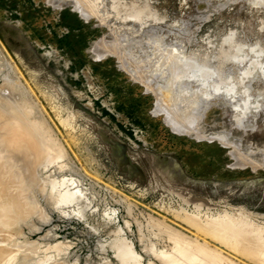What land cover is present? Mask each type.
I'll return each mask as SVG.
<instances>
[{
    "label": "rangeland",
    "instance_id": "1",
    "mask_svg": "<svg viewBox=\"0 0 264 264\" xmlns=\"http://www.w3.org/2000/svg\"><path fill=\"white\" fill-rule=\"evenodd\" d=\"M57 1L0 0V92L62 147L40 169L61 181L57 199L51 183L47 196L23 176L11 178L9 193L0 185V264H163L183 215L264 230V1L97 0L89 17L73 0ZM104 42L111 52L96 53ZM117 42L132 44L115 53ZM168 53L213 74L174 86ZM170 106L194 128L175 126ZM1 127L0 159L22 174L38 162L35 140L19 132L10 144ZM67 190L78 200L64 198Z\"/></svg>",
    "mask_w": 264,
    "mask_h": 264
},
{
    "label": "bare ground",
    "instance_id": "2",
    "mask_svg": "<svg viewBox=\"0 0 264 264\" xmlns=\"http://www.w3.org/2000/svg\"><path fill=\"white\" fill-rule=\"evenodd\" d=\"M50 2L49 3H53V4H56V2H58L57 0H49ZM74 1V3H76L77 5H75V7H78V9L80 10V13H81V15H83V17L84 16H86L87 14H89L90 15V13H92L93 12V10H95V8H96V5H97V0H73ZM103 2H104V0H102ZM262 1H264V0H262ZM102 2V3H103ZM105 4V3H104ZM103 7H105V5H103ZM97 10H98V8H97ZM105 11V10H104ZM141 11V10H140ZM95 12V11H94ZM103 12V11H102ZM144 12V11H143ZM97 13V12H96ZM104 13V12H103ZM99 14V13H98ZM98 14H95V15H98ZM89 15H87L88 17H89ZM104 15H106V12H105V14ZM98 17V16H97ZM86 19H88V18H86ZM106 20V19H105ZM120 32V31H119ZM119 37L121 38V39H123V36H120L119 35ZM114 38H116V37H114ZM117 38H118V36H117ZM120 38H118L116 41H118ZM154 38V37H153ZM148 39V38H147ZM150 39V38H149ZM114 40V39H113ZM115 41V42H116ZM119 41H122V40H119ZM123 41H127V40H125V39H123ZM122 41V42H123ZM131 41V40H130ZM130 41H128V42H130ZM149 41V40H148ZM152 41V40H151ZM114 42V41H113ZM112 42V43H113ZM114 42V43H115ZM121 42V44H119L120 42H117L118 43V45H117V43L115 44V50H117V51H115V53L116 52H119V51H123V49H125L127 46H131V44L129 43V45L127 44H125V43H122ZM127 42V43H128ZM156 42V41H155ZM105 44V42L103 43V45ZM109 44H111V43H109ZM98 45V44H97ZM101 44H99V46H100ZM103 45L102 46H100L101 48L98 50V49H96L97 51H96V53L99 51V52H101V53H104L105 51H107V47L108 46H105L104 45V47H103ZM114 45V44H113ZM158 45V44H157ZM160 45V44H159ZM112 46V45H111ZM160 46H162V45H160ZM168 46V45H167ZM173 47H174V45H172ZM106 47V48H105ZM113 47V46H112ZM173 47H172V50H173ZM175 47H176V45H175ZM174 47V48H175ZM98 48V47H97ZM109 49H110V52H111V50H112V48H110V47H108ZM128 48H130V47H128ZM127 48V49H128ZM161 48V47H160ZM167 48V47H166ZM171 48V46L169 47V49ZM179 48V47H178ZM168 49V48H167ZM167 49H165V50H167ZM168 49V50H169ZM175 49H177V47L175 48ZM161 50V49H160ZM159 50V51H160ZM171 50V49H170ZM178 50V49H177ZM177 50H174V51H177ZM180 50V49H179ZM182 50V49H181ZM162 51H163V48H162ZM240 51V50H239ZM113 52V51H112ZM158 52V51H157ZM167 52V51H166ZM169 52V51H168ZM178 52V51H177ZM100 53V54H101ZM108 53V52H107ZM128 53V52H127ZM126 53V54H127ZM176 53V52H175ZM174 53V54H175ZM179 53H180V51H179ZM243 53V52H242ZM125 54V55H126ZM166 54V53H165ZM173 54V56H171V54L170 53H168V55H170V56H168V57H166V55H165V57L163 56V58H165V61H164V59H161V58H159V61H160V59L161 60H163L165 63L164 64H166L167 66H166V68H168V73H170L168 76V81L167 82H174V83H172V85H174L175 86V83H176V81L177 82H179V80H182L183 78L185 79V77L186 76H192L191 78L193 79V77H195V76H198V75H201V76H210L211 74H213V71L214 70H212L211 68H210V66H206V65H202L201 64V62H198L199 60L198 59H196V60H198L197 62L194 60V58L192 59L191 57V59H189L188 57V59L186 58V56L184 57V56H177V55H174ZM185 54V53H184ZM98 55V54H97ZM101 55H103V54H101ZM101 55H98V56H101ZM118 56H119V54H117ZM130 55V54H129ZM162 55H163V53H162ZM243 55V54H242ZM121 56V55H120ZM233 56V55H232ZM159 57H162V56H160V54H159ZM183 57V58H182ZM240 57V56H239ZM122 59H123V57H122ZM135 60V59H134ZM124 61V60H123ZM204 61V60H203ZM208 61V60H207ZM209 62V61H208ZM200 63V64H199ZM203 63H205V61L203 62ZM212 63V62H211ZM254 63H256V62H254ZM254 63H253V65H254ZM162 64H163V62H162ZM139 65V64H138ZM252 65V64H251ZM131 66V65H130ZM218 67H220V66H218ZM138 68H143V67H138ZM137 69V68H136ZM215 69V68H214ZM219 69V68H218ZM136 72H137V70H136ZM138 72H139V70H138ZM142 72H143V69H142ZM153 72V71H152ZM167 73V72H166ZM141 74V73H140ZM156 75V74H155ZM160 75V74H159ZM157 76V75H156ZM222 77H224V76H222ZM221 77V78H222ZM187 78V77H186ZM198 78V77H197ZM196 78V79H197ZM215 78V77H214ZM213 78V79H214ZM216 78H217V76H216ZM164 79V78H163ZM162 79V80H163ZM188 79V78H187ZM201 79V78H200ZM205 79V78H204ZM160 80V79H159ZM170 80V81H169ZM195 80V79H194ZM193 80V81H194ZM217 80V79H216ZM189 81V80H188ZM205 81V80H204ZM203 81V82H204ZM211 81H213V80H211ZM153 82V81H152ZM180 82H182V81H180ZM192 81H190V83H191ZM196 82V81H195ZM202 82V83H203ZM207 82V81H206ZM161 83V82H160ZM166 83V82H165ZM183 83V82H182ZM188 83V82H187ZM187 83H185V84H187ZM199 83V82H198ZM216 83H217V81H216ZM155 84H156V82H155ZM161 84H163V83H161ZM203 84H205V83H203ZM209 84H210V80H209ZM157 85V84H156ZM165 85V84H164ZM166 85H168L167 83H166ZM169 85H171V83H169ZM181 85V84H180ZM183 85V84H182ZM181 85V86H182ZM202 85V84H201ZM219 84H217V86H218ZM186 86V85H185ZM187 86H189L188 84H187ZM184 87V88H189V87ZM220 86V85H219ZM157 87V86H156ZM169 87V86H168ZM170 87H173V86H170ZM178 87V86H177ZM177 87H175V88H177ZM191 87V89L193 88L192 86H190ZM216 87V86H215ZM231 86H229V88H230ZM160 88V87H159ZM179 88H180V86H179ZM179 88L177 89V90H179ZM218 88V87H217ZM222 88V87H221ZM221 88H219V89H221ZM6 89V88H5ZM155 89V88H154ZM162 89V88H161ZM166 89H169V88H167L166 87ZM173 89H174V87H173ZM173 89H171V91L173 90ZM219 89H217V90H219ZM227 89V88H226ZM17 90V89H16ZM158 90V89H157ZM162 90H165V89H162ZM170 90V89H169ZM175 90V89H174ZM177 90H175L176 92H178ZM184 90V89H183ZM186 90V89H185ZM184 90V91H185ZM188 90H190V89H188ZM188 90H186V92L188 91ZM199 90V89H198ZM228 90V89H227ZM226 90V91H227ZM230 90V89H229ZM8 91V90H7ZM159 91V90H158ZM166 91L167 90H165V93H166ZM175 91L173 92V93H171L170 91H168L167 93L169 94V93H171L173 96H175L174 95V93H175ZM181 91V90H180ZM191 91V90H190ZM201 91V90H200ZM216 91V90H215ZM221 91V90H220ZM219 91V92H220ZM232 91V90H231ZM230 91V92H231ZM162 92V91H161ZM206 92V91H205ZM204 92V93H205ZM164 93V92H163ZM162 93V94H163ZM164 93V94H165ZM166 93V94H167ZM180 93V92H179ZM216 93V92H215ZM218 93V92H217ZM235 93V92H234ZM13 94H14V92H13ZM155 94H156V92H155ZM159 94V93H158ZM161 94V93H160ZM163 94V95H164ZM169 95L170 96V100H171V102H169L170 104L173 102V99H175V98H173L172 99V95ZM182 93H180V94H178L177 93V95L179 96V99L180 98H182V96H180ZM219 94V93H218ZM206 94H203V96H205ZM209 95V94H208ZM211 95V94H210ZM15 95H12V94H3V93H1L0 92V127L1 126H5L6 128H4V127H1V128H4L5 129V131H6V129H8L9 131H11L12 133H10V132H8V134L10 133L11 134V137L9 138V143L10 144H13V142H15V139H18L20 136L18 135V134H20V135H22V137L24 136V137H26L25 139L26 140H28L27 138H31L32 140L34 139L35 141H34V144H33V146H30V147H32L31 148V150L33 149V152L35 151V153H37V156H38V162L36 163V164H31L30 162H31V160H33L31 157H27L28 159H25L24 157H26V155L24 156V157H22L23 155H21V158H24L25 160H28L29 161V163H30V165L28 164H26V166H23V170H24V172H23V170H22V174H21V168L18 170L19 172L18 173H15L16 171L14 170V169H16L15 167H17L16 166V164H17V162H13V164L11 165V166H8V165H10V162H12V160H10L11 158H6L5 157V154L7 155L8 153L10 154V152H9V150H10V147H9V150L8 151H4V153H3V155H1L2 157L4 156L5 158H6V160H4V159H2V160H4V161H2V164L1 165H3V163H4V166H6L7 167V170H6V167H3L7 172H6V174H7V176L9 177V180H6V179H4V177H0V178H2L1 180H0V185H2L3 186V190H4V192H5V194L8 192L9 193V191L11 190V188L12 187H10V180H11V178L13 179V178H16V180H17V178L20 180V178L23 176V178L24 179H22V180H26L25 182L26 183H28V185H33L35 188H40L41 190H42V192L44 191V193H45V190H46V192H48L47 191V189L45 188L46 186H45V184L46 185H48V183L50 184L51 183V185H52V188H51V193L50 192H48V193H50V195H51V199L52 198H54L55 197V195L57 196L58 195V193H60V186H61V181H58V180H54V179H50V178H45V177H43L41 174H40V169H41V167L42 166H46V164H49V163H51L52 162V155H53V153H60L61 152V148L62 147H60V145L62 146V144H60V145H58V143H56V142H54V143H56L59 147H60V150L59 149H57V148H54V145H52V141H51V137L49 138L48 137V139H47V134H46V136L44 135V133L43 132H41V130H43L46 126H45V124H43L44 125V128L43 127H41V126H39V127H41V129L40 128H38V126L37 125H34L35 123H33V126H32V124H31V122L33 121V120H31V118H29V116H27L28 115V113H26L25 111H23L20 107H19V105H18V103H17V101H16V99H18L17 97H16V99H15V97H14ZM21 96V95H20ZM161 96V95H160ZM166 96V95H165ZM168 96V97H169ZM172 96V97H171ZM207 96V95H206ZM161 97H163V96H161ZM176 97V96H175ZM211 97V96H210ZM248 97V96H247ZM156 98H157V96H156ZM167 98V97H166ZM178 98V97H177ZM176 98V99H177ZM187 98V97H186ZM199 98V97H198ZM207 98V97H206ZM205 98V99H206ZM158 99V98H157ZM161 98H159V100H160ZM185 99V98H184ZM21 100V99H20ZM167 100H168V98H167ZM181 100V99H180ZM180 100H177V101H180ZM182 100H183V98H182ZM186 100V103L185 104H187V100H190V99H185ZM184 100V101H185ZM200 100V99H199ZM161 101H162V99H161ZM176 100H174V102L175 103H172V105L174 104H176V102H177ZM247 101H248V99H247ZM247 101H245V105H246V103H247ZM159 102V101H158ZM163 102V101H162ZM167 102V101H166ZM183 102V101H182ZM181 102V103H182ZM189 102V101H188ZM191 102H192V100H191ZM194 102L195 101H193L192 103L194 104ZM204 102V101H203ZM202 102V103H203ZM22 103V102H21ZM29 103V102H28ZM31 103V102H30ZM178 103H180V102H177V106H176V108L178 109L179 108V106H178ZM180 103V104H181ZM184 103V102H183ZM196 103V102H195ZM27 104V103H26ZM161 104V103H160ZM170 104H166L167 106L168 105H170ZM189 104H190V102H189ZM189 104H187V105H183V107H185V108H187V106L189 105ZM200 104V103H199ZM247 104H250L249 102L247 103ZM257 104H258V102H257ZM162 105V104H161ZM182 105V104H181ZM192 105V104H191ZM190 105V106H191ZM197 105V104H196ZM202 105V104H201ZM244 105V104H243ZM244 105V106H245ZM26 106V105H25ZM24 106V107H25ZM28 106V105H27ZM26 106V107H27ZM157 106H159V104L157 105ZM175 106L174 107H172V106H170L169 108L168 107H165V108H167L166 110L167 111H169V117H167L168 119L169 118H171V122L175 125V126H177V127H179V128H184L185 130H187L186 128H188V127H192V128H194V126H191V123L193 122V117L190 115H188L187 116V112H189V110L188 109H185V108H182V109H185L187 112H185V110H184V112H185V114H183V115H185V117H183V120L181 121L179 118H178V114H177V109L175 108ZM189 106V107H190ZM198 106V105H197ZM29 107H32V106H29ZM163 107V106H162ZM181 107V106H180ZM188 107V108H189ZM203 107V106H202ZM202 107H200V109L202 108ZM238 107H240L239 105H238ZM246 107V106H245ZM158 109H160L159 107H157ZM241 108V107H240ZM246 108H248V105H247V107ZM249 109V108H248ZM35 110V109H34ZM161 110V109H160ZM163 108H162V112H163ZM178 110H180V109H178ZM192 110V109H191ZM195 111H196V109H195ZM197 111H198V109H197ZM159 112V111H158ZM161 112V111H160ZM165 112V111H164ZM183 112V111H182ZM194 112V111H193ZM201 112V111H200ZM247 112V111H246ZM181 113V112H180ZM242 113H243V111H242ZM32 114V113H31ZM168 114V113H167ZM189 114H191V113H189ZM200 114V113H199ZM245 114V113H244ZM30 115V114H29ZM180 115V114H179ZM192 115H194L193 113H192ZM241 115V114H240ZM247 115V114H246ZM196 116V115H195ZM194 116V117H195ZM40 117V116H39ZM182 118V117H181ZM241 118H243V117H241ZM42 119V118H41ZM195 119V118H194ZM198 119V118H197ZM200 119V118H199ZM199 119H198V121H199ZM238 119V118H237ZM192 120V121H191ZM42 121V120H41ZM194 121H196V120H194ZM34 122V121H33ZM169 122V121H168ZM243 122V121H242ZM251 122H253V121H251ZM250 122V123H251ZM240 125H242L241 124V121H240V119H239V122H238ZM244 123H245V121H244ZM42 124V123H41ZM190 124V125H189ZM194 124V123H193ZM196 124L197 123H195L194 125L196 126ZM187 125H189L188 127H187ZM37 126V127H36ZM50 126V125H49ZM174 127V126H173ZM43 128V129H42ZM179 128H177V129H179ZM196 128V127H195ZM49 129V128H48ZM52 129H53V127H52ZM183 129V130H184ZM197 129H198V127H197ZM196 129V130H197ZM189 130V129H188ZM190 130H191V128H190ZM195 130V129H194ZM193 130V131H194ZM195 130V131H196ZM1 131H4L3 129L1 130ZM56 131V130H55ZM7 132V131H6ZM5 132V133H6ZM18 132V133H17ZM20 132V133H19ZM2 133V132H1ZM4 133V134H5ZM197 133H199V132H197ZM7 134V135H8ZM10 134H9V136H10ZM57 134V133H56ZM224 135V134H223ZM19 136V137H18ZM49 136V135H48ZM1 137V136H0ZM18 137V138H17ZM22 137H20V138H22ZM4 138H6V141H8L7 140V136H4ZM225 139V138H224ZM20 139H18V141H19ZM25 140V142H27ZM0 141H1V139H0ZM2 141H4V140H2ZM22 141H24V140H22ZM21 141V142H22ZM51 141V142H50ZM61 141V140H60ZM5 143V142H4ZM7 144H8V142H6ZM16 143V142H15ZM24 143V142H23ZM30 143H32V141L30 142ZM3 144V143H2ZM25 144V143H24ZM27 144V143H26ZM55 144V145H56ZM0 145H1V143H0ZM4 145V144H3ZM9 145V144H8ZM8 145L6 146V148L8 149ZM15 145H21L20 144V142H19V144H15ZM56 145V146H57ZM12 146V145H11ZM14 146V145H13ZM23 146H25V145H23ZM27 146V145H26ZM25 146V147H26ZM55 146V147H56ZM1 147V146H0ZM15 148H20V146L19 147H16V146H14ZM3 148H4V146H3ZM5 148V149H6ZM1 149V148H0ZM21 149V148H20ZM23 149V148H22ZM26 148H24L23 150H25ZM55 149H57V151L55 150ZM65 149V148H64ZM63 149V150H64ZM30 150V149H29ZM58 150L60 151V152H58ZM13 151H16V149L14 150V148H13ZM12 151V152H13ZM18 152L20 151V150H17ZM22 151V150H21ZM26 151H27V149H26ZM3 152V151H2ZM8 152V153H7ZM23 152V151H22ZM32 152V153H33ZM15 153V152H14ZM20 153V152H19ZM19 153H17V154H19ZM31 153V152H30ZM35 153H33V154H35ZM63 153V152H62ZM27 154H28V152H27ZM31 155V154H30ZM263 156V155H262ZM20 157H19V159H21ZM33 158H35V157H33ZM0 159V160H1ZM13 159V158H12ZM16 159V158H15ZM18 159V158H17ZM18 159V160H19ZM37 159V158H36ZM251 159V158H250ZM14 160V159H13ZM21 160H23V159H21ZM24 161V160H23ZM22 161V163L21 164H24V162ZM33 161H35V160H33ZM32 161V163H34ZM240 161H242V160H240ZM240 161H238V162H240ZM19 162V164H20V161H18ZM55 162V161H54ZM243 162V161H242ZM253 162H256V161H253ZM28 163V162H27ZM244 163H245V161H244ZM257 163H258V161H257ZM239 164H241V163H239ZM248 164H250V163H248ZM252 164V163H251ZM254 165V164H253ZM252 165V166H253ZM256 165V164H255ZM19 166V165H18ZM21 166V165H20ZM29 166V167H28ZM244 166V165H243ZM27 167V169L25 170V168ZM17 168H19V167H17ZM255 168V167H254ZM4 170V171H5ZM2 174H3V172H2ZM4 175V174H3ZM7 176H6V178H7ZM20 176V177H19ZM21 183H23V182H21ZM19 184H20V182H19ZM16 185V184H15ZM22 186V185H21ZM27 186V185H26ZM45 189V190H44ZM18 191V190H17ZM62 191V190H61ZM14 192V191H13ZM67 194H66V197H65V194H64V198H68V200L69 199H71V200H73V199H77L78 200V198L80 197V192L78 193V192H73V191H70V190H67V191H65ZM65 192H61V194H59V195H61L62 196V193H65ZM21 195V194H20ZM45 195H47V193H45ZM48 196V195H47ZM7 197V196H6ZM12 197V196H11ZM63 197V196H62ZM18 198V197H17ZM58 198H59V196H58ZM63 198V199H64ZM12 199V198H11ZM55 199H57V197H55ZM55 199H53V200H55ZM60 199V198H59ZM13 200V199H12ZM61 201H62V199H60ZM60 200H59V203H60ZM65 200V199H64ZM64 200L62 201V202H64ZM56 202H57V200H55ZM55 201H54V203H55ZM65 201H67V200H65ZM6 202V201H5ZM58 203V202H57ZM9 207V206H8ZM182 223H183V227H184V230L180 233L179 231H174V232H172L171 234H170V236L172 237V240H173V242H174V248L172 249V250H166V251H163V252H161V256H162V261H163V264H264V230L262 229V228H260V227H258V226H255V227H248V228H241L240 229V227H237L236 225H233V224H228V223H217V222H214L213 221V219H204V220H201L199 217H196V216H190V215H183L182 216ZM159 224H160V222H159ZM175 226H177L176 225V222H175ZM169 235V234H168ZM12 239V238H11ZM0 256L2 257V253L0 252ZM4 255V254H3ZM136 258V257H135ZM134 258V259H135ZM135 261V263L134 264H141V262H139V260H137V258L134 260Z\"/></svg>",
    "mask_w": 264,
    "mask_h": 264
}]
</instances>
